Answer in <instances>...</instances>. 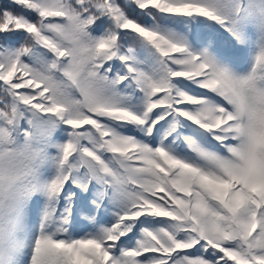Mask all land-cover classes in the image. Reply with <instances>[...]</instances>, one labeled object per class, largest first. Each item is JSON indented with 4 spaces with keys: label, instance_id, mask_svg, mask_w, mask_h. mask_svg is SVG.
<instances>
[{
    "label": "snow or ice",
    "instance_id": "6c2138e0",
    "mask_svg": "<svg viewBox=\"0 0 264 264\" xmlns=\"http://www.w3.org/2000/svg\"><path fill=\"white\" fill-rule=\"evenodd\" d=\"M0 264H264V0H0Z\"/></svg>",
    "mask_w": 264,
    "mask_h": 264
}]
</instances>
